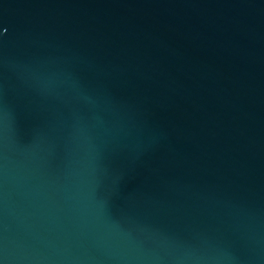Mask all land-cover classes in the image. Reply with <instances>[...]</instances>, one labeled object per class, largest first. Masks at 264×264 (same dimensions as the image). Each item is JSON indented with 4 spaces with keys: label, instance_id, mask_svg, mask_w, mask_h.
Listing matches in <instances>:
<instances>
[{
    "label": "water",
    "instance_id": "water-1",
    "mask_svg": "<svg viewBox=\"0 0 264 264\" xmlns=\"http://www.w3.org/2000/svg\"><path fill=\"white\" fill-rule=\"evenodd\" d=\"M0 264H264V0H0Z\"/></svg>",
    "mask_w": 264,
    "mask_h": 264
}]
</instances>
